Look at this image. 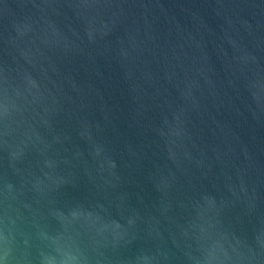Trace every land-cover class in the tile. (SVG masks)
<instances>
[{
  "label": "water",
  "instance_id": "water-1",
  "mask_svg": "<svg viewBox=\"0 0 264 264\" xmlns=\"http://www.w3.org/2000/svg\"><path fill=\"white\" fill-rule=\"evenodd\" d=\"M0 264H264V0H0Z\"/></svg>",
  "mask_w": 264,
  "mask_h": 264
}]
</instances>
